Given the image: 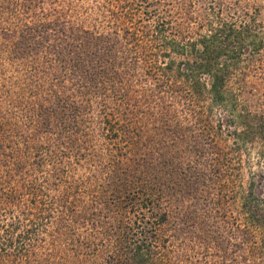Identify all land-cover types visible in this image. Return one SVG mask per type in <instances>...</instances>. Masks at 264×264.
<instances>
[{
  "label": "trees",
  "instance_id": "16d2710c",
  "mask_svg": "<svg viewBox=\"0 0 264 264\" xmlns=\"http://www.w3.org/2000/svg\"><path fill=\"white\" fill-rule=\"evenodd\" d=\"M224 2L191 35L169 0H0V264H264V20Z\"/></svg>",
  "mask_w": 264,
  "mask_h": 264
},
{
  "label": "rangeland",
  "instance_id": "374dc122",
  "mask_svg": "<svg viewBox=\"0 0 264 264\" xmlns=\"http://www.w3.org/2000/svg\"><path fill=\"white\" fill-rule=\"evenodd\" d=\"M210 1H212V0H169L170 8L172 10H174L173 15H174L175 19L180 17V15H181L180 13H182L181 10L178 8L180 4L184 5V7H186V9L189 11V13L195 18L194 19L195 21L190 22L188 28H185V29H187L186 32L190 33L191 35H195L197 32L198 33L201 32L204 34L208 30L207 28H209V27L206 25H200V22H204V21L215 22L216 21V17H215L216 11H212L208 8ZM223 1H225L224 3L228 6L224 10V13H223L225 15V17H227V18H230L231 16L237 17L238 15H240V16L242 15L243 18H247L246 15H244V12L248 9L251 10V7H253V6H258L261 9L259 19L264 20V0H223ZM233 11H235V12H233ZM249 158L251 160V164H252L251 166H253V170H257L259 167H257L254 163L257 161L256 152H254V151L251 152V154L249 155ZM243 159L246 160L247 155L246 156L244 155ZM249 170H252V169L246 165H245L244 169L242 170L241 181L243 184V189H246L248 187V184H249V180H250V171ZM258 180H259L258 187L262 192H264L263 179L258 178ZM230 206H231V208H230L231 214L234 216H237V211H238L237 204H235V202L234 203L231 202ZM231 222H232V220L230 221V223H228L230 229H235L236 225L232 224ZM218 225H222V224L220 222H218ZM202 226L205 229L209 230L206 232L208 234H210L209 235L210 240L214 239L216 241L217 235L215 232H213L212 227H209L207 224H202ZM191 230H192L191 228H188L187 234H182L179 237L180 239L176 241L177 244L179 245V247L180 246L183 247V246L187 245V247L184 250L185 251L187 250L188 258L190 255V258H192V259H199L201 257V255L205 254L207 260H209L208 262L220 260L221 256L223 255V250L225 249V245L223 246V244L220 242V240H218L217 242H215L213 244H210V243L209 244H200L198 240L191 237V236L195 237V235L191 232ZM200 241H203V240L201 239ZM188 244L190 245L189 248H188Z\"/></svg>",
  "mask_w": 264,
  "mask_h": 264
}]
</instances>
